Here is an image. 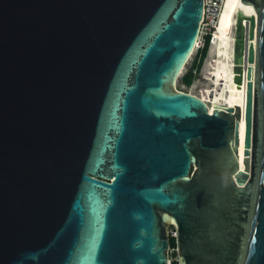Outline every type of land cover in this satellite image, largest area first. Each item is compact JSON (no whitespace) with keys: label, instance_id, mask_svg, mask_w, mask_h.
I'll return each mask as SVG.
<instances>
[{"label":"water","instance_id":"95a60500","mask_svg":"<svg viewBox=\"0 0 264 264\" xmlns=\"http://www.w3.org/2000/svg\"><path fill=\"white\" fill-rule=\"evenodd\" d=\"M0 0V264H264V0ZM177 83V82H176Z\"/></svg>","mask_w":264,"mask_h":264},{"label":"built area","instance_id":"2783aa9c","mask_svg":"<svg viewBox=\"0 0 264 264\" xmlns=\"http://www.w3.org/2000/svg\"><path fill=\"white\" fill-rule=\"evenodd\" d=\"M224 0H202V17L199 21L200 24V30L198 37L196 38V44L193 50V54L190 57L189 61L191 62L193 55L196 53L198 49H200L205 40L207 39V43L212 42L214 39V31H215V26H216V20L219 16V13L221 12L222 5H223ZM207 53H205L204 57L201 60L200 66L197 70L194 68L190 69L192 75L194 76L193 79L191 80V83L194 82V80H197L199 78V72L201 70L202 63L204 59L206 58ZM190 64V63H189ZM189 69V67H188ZM186 70L184 69L183 72L179 75L178 83L182 86H186L180 82V77L181 75L185 72ZM187 85V86H189ZM179 86V85H178ZM177 90H184L182 87H177ZM169 243L167 247V252H166V263L165 264H178L177 261V248L175 244V231L173 227L168 228L167 231ZM171 241V243H170Z\"/></svg>","mask_w":264,"mask_h":264},{"label":"trees","instance_id":"16d2710c","mask_svg":"<svg viewBox=\"0 0 264 264\" xmlns=\"http://www.w3.org/2000/svg\"><path fill=\"white\" fill-rule=\"evenodd\" d=\"M207 47V39L205 40L203 46L196 51V53L193 55L192 60L189 64V69H187L180 77V82L184 85H189L191 83V80L193 79V75L190 71V69L194 68L197 70L200 66L201 60L205 55ZM188 87V86H187ZM171 243V241H170Z\"/></svg>","mask_w":264,"mask_h":264},{"label":"bare ground","instance_id":"6f19581e","mask_svg":"<svg viewBox=\"0 0 264 264\" xmlns=\"http://www.w3.org/2000/svg\"><path fill=\"white\" fill-rule=\"evenodd\" d=\"M225 2H226V0L223 1V5H222L221 12L219 13V16H218V18H217V20H216V26H215V31H214V38H215V34H216V30H217V26H218V23H219L220 17H221V15H222L223 10H224ZM212 41H213V40H212ZM210 45H211V43H210ZM209 48H210V47H209ZM208 51H209V50H208ZM207 54H208V52H207ZM206 58H207V56H206ZM206 58L204 59V61H203V63H202L201 70H200L198 76H200V74H201V72H202V70H203V67H204V65H205ZM176 82H177V81H176ZM176 82H175V86H176ZM195 82H196V80H194L193 84H194ZM193 84H192V85H193ZM178 87H179V86H178ZM186 89H187V88H186Z\"/></svg>","mask_w":264,"mask_h":264},{"label":"rangeland","instance_id":"374dc122","mask_svg":"<svg viewBox=\"0 0 264 264\" xmlns=\"http://www.w3.org/2000/svg\"><path fill=\"white\" fill-rule=\"evenodd\" d=\"M189 63H190V61L188 62V64H186V66H185V70H187L188 69V67H189ZM192 84H193V82H192ZM189 85L188 87L187 86H182V85H180V83H178V81H177V83H176V88L178 87V85H179V87H182V89H184V90H189L193 85ZM187 88V89H186Z\"/></svg>","mask_w":264,"mask_h":264},{"label":"clouds","instance_id":"9594fccd","mask_svg":"<svg viewBox=\"0 0 264 264\" xmlns=\"http://www.w3.org/2000/svg\"><path fill=\"white\" fill-rule=\"evenodd\" d=\"M209 47H210V45H209V43H207V47H206V52H205V53H207V52H208V50H209Z\"/></svg>","mask_w":264,"mask_h":264}]
</instances>
